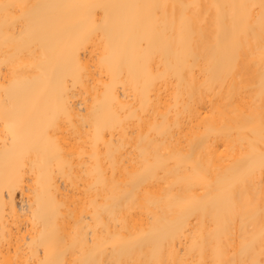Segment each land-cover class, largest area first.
Listing matches in <instances>:
<instances>
[{
	"label": "bare ground",
	"instance_id": "obj_1",
	"mask_svg": "<svg viewBox=\"0 0 264 264\" xmlns=\"http://www.w3.org/2000/svg\"><path fill=\"white\" fill-rule=\"evenodd\" d=\"M0 264H264V0H0Z\"/></svg>",
	"mask_w": 264,
	"mask_h": 264
}]
</instances>
